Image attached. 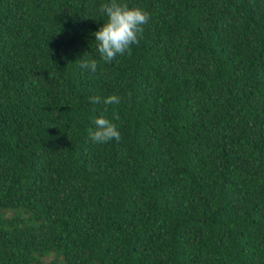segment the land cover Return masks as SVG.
Returning <instances> with one entry per match:
<instances>
[{"label": "trees", "instance_id": "1", "mask_svg": "<svg viewBox=\"0 0 264 264\" xmlns=\"http://www.w3.org/2000/svg\"><path fill=\"white\" fill-rule=\"evenodd\" d=\"M122 2L105 63L110 0H0V264H264V0Z\"/></svg>", "mask_w": 264, "mask_h": 264}, {"label": "clouds", "instance_id": "2", "mask_svg": "<svg viewBox=\"0 0 264 264\" xmlns=\"http://www.w3.org/2000/svg\"><path fill=\"white\" fill-rule=\"evenodd\" d=\"M99 10L107 16V22L93 34L100 59L105 63H111L118 55L123 56L126 53L131 55L132 45L139 44L143 26L150 20L149 13L138 7L130 8L122 0H110V3L101 5ZM80 67L95 74L98 70V61L84 60L80 63ZM101 102L105 105H113L119 104L120 100L116 95L108 96L103 101L98 96L91 98L92 104ZM114 118L119 120L118 115ZM92 123L95 127L90 128L88 134L95 144H106L112 140L120 141L121 133L117 124L105 115L101 114Z\"/></svg>", "mask_w": 264, "mask_h": 264}]
</instances>
